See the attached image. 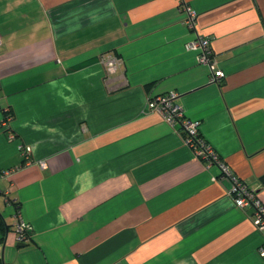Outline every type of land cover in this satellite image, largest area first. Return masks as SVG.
<instances>
[{
	"label": "crops",
	"instance_id": "0c3cea01",
	"mask_svg": "<svg viewBox=\"0 0 264 264\" xmlns=\"http://www.w3.org/2000/svg\"><path fill=\"white\" fill-rule=\"evenodd\" d=\"M194 32L220 81L185 49ZM0 37V264H264L252 207L146 108L178 92L264 203V0H0Z\"/></svg>",
	"mask_w": 264,
	"mask_h": 264
},
{
	"label": "built area",
	"instance_id": "2783aa9c",
	"mask_svg": "<svg viewBox=\"0 0 264 264\" xmlns=\"http://www.w3.org/2000/svg\"><path fill=\"white\" fill-rule=\"evenodd\" d=\"M184 11L186 12L187 27L192 29L194 27L196 12L190 6L185 4V2ZM185 49L195 52L196 62L209 69V80L211 82H218L225 76L222 69L215 67L216 60L207 37L194 32L193 36L185 43ZM100 61L105 67L106 74L113 72L118 64V60L115 56H102ZM177 97L178 92L175 90L151 96L146 102V108L150 111L158 112L168 124L173 125L177 123L180 125V130L183 133V144L191 150V153L195 158L205 162L206 168L209 169L212 166L217 168L218 172L217 174L212 175L213 179L222 178L227 179L230 182V194H232L234 198L235 205L239 208L247 205L251 206L253 209V224L259 232L264 234V203L258 198L254 189L249 187L229 168V166L217 154L213 146L201 135L199 130L200 120L186 116L182 106L176 100ZM7 110L8 109L6 108L4 109L5 116L1 119V124L5 128L8 127V120L10 117ZM9 136L14 138L15 134L10 132ZM18 149L23 157L24 164L31 163V146L19 143ZM40 164H44V162L40 161ZM4 174L8 175L9 172L5 171ZM7 202L9 204H15L16 199L10 197L7 198ZM14 230L18 242L29 240L30 225L23 219L18 218L14 224ZM258 251L261 256H264V246H260Z\"/></svg>",
	"mask_w": 264,
	"mask_h": 264
},
{
	"label": "trees",
	"instance_id": "16d2710c",
	"mask_svg": "<svg viewBox=\"0 0 264 264\" xmlns=\"http://www.w3.org/2000/svg\"><path fill=\"white\" fill-rule=\"evenodd\" d=\"M261 182H264V177H261ZM0 228L3 229V223L1 218H0Z\"/></svg>",
	"mask_w": 264,
	"mask_h": 264
}]
</instances>
